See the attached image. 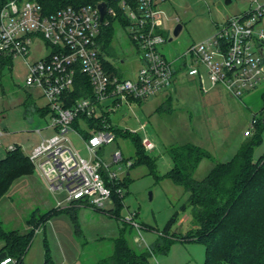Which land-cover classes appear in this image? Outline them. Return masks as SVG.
<instances>
[{
  "label": "rangeland",
  "instance_id": "1",
  "mask_svg": "<svg viewBox=\"0 0 264 264\" xmlns=\"http://www.w3.org/2000/svg\"><path fill=\"white\" fill-rule=\"evenodd\" d=\"M264 1V0H260ZM164 10L163 34L169 40L175 27L183 25V30L173 41L164 45L161 51L169 59L184 54L193 44L207 40L215 35L216 26L225 20L250 10L251 0H166L161 4ZM113 38L105 49V55L111 64L121 71L122 76L134 77L142 66L139 51L129 35V28L119 20L112 23ZM264 30V19L261 23ZM264 46V41H263ZM39 43L33 58L43 50ZM27 66L22 58H16L12 66H0V130L5 134L0 138V152L10 147L21 146L29 156L41 145L43 137H51L55 130L49 128L52 117L48 113L41 116L38 112H26L24 102L32 95L38 106H44L40 91L26 87ZM205 89L211 84L205 81ZM176 93L169 106L161 111L159 106L164 94L113 114L112 122L121 128L135 129L140 122H147L148 134L154 140L156 149L150 156L156 158L158 175H165L173 167V161L167 151L172 144L194 143L208 150L219 162H227L237 153L245 141L244 133L253 119L264 121V82L242 97L233 98L225 90L210 94L194 87L181 78L175 83ZM220 95V99H216ZM169 96V95H168ZM167 96V97H168ZM126 114L123 119L122 114ZM80 120V119H79ZM79 123V121H78ZM76 128V123L73 125ZM48 127V128H47ZM81 125L76 129L80 130ZM43 129V134L38 130ZM255 130V129H254ZM256 131L253 132V135ZM141 136L143 132L139 133ZM75 146L84 157H88L85 144L74 134H70ZM121 150L125 159L134 156L135 150L131 138L118 137L113 143L104 146L99 155L124 178L128 173V186L123 191L125 205L121 211V220L110 217L109 211L115 205L107 202L103 210L84 208L78 212L79 231L74 219L66 213L54 217L45 227L36 232L31 247L25 256L24 264H44L45 244H49L55 264H102L114 252V240L122 233L133 247L144 251L152 246L167 226L171 218L179 213L172 234L184 237L195 228L192 208L186 211L182 207L188 200V193L169 179L157 180L146 165L131 168L126 161L113 165V154ZM264 155V131L262 143L255 148V159ZM129 162V161H128ZM131 162V161H130ZM133 163V162H131ZM128 166V167H127ZM214 164L204 160L195 173L198 180L204 179ZM123 167V170H119ZM61 193L52 194L43 185L39 177H21L14 182L7 198L0 202V221L7 230H30L28 220L32 214L37 218L53 208L56 199H63ZM48 201V203H45ZM55 208H57L55 206ZM67 209L83 208L80 204L65 206ZM108 212V213H107ZM130 213L136 214V221L145 227L140 231L126 222ZM141 239V244L136 238ZM143 238V239H142ZM205 247L186 241L174 242L164 253L156 251L153 264H203Z\"/></svg>",
  "mask_w": 264,
  "mask_h": 264
},
{
  "label": "built area",
  "instance_id": "2",
  "mask_svg": "<svg viewBox=\"0 0 264 264\" xmlns=\"http://www.w3.org/2000/svg\"><path fill=\"white\" fill-rule=\"evenodd\" d=\"M165 1L101 0L46 14L37 1L13 0L0 11V57L24 60L28 69L26 87L40 91L52 117L49 128L55 130L54 135L43 137L29 159L49 191L64 195L56 199L57 208L80 204L103 210L107 202L114 203L113 188L108 184L122 176L99 155L105 145L117 139L111 130L113 114L160 94L171 95L181 78L196 80L205 92L221 87L238 98L264 82V1L251 0L250 10L218 24L214 36L193 44L174 59L161 51L169 42L163 34L165 13L161 4ZM100 3L107 7L103 20ZM116 19L129 28L142 60L132 78L107 66L102 34ZM39 43L44 48L33 58ZM79 73L87 78L89 92L86 80H77ZM206 80L210 90L204 87ZM76 89L86 95L76 98ZM88 120L95 123L91 125ZM257 120H252L245 137L253 135ZM76 121L87 137L73 126ZM147 129L148 123L142 122L130 130L144 133L142 145L152 153L156 144ZM71 133L85 144L88 157L77 149ZM4 134L0 130V138ZM14 149L12 146L9 150ZM124 161L121 150L113 154V165ZM118 192L122 194L123 190ZM135 218L136 214L130 213L125 220L139 231L145 228ZM136 242L141 244V239L137 237ZM0 264L17 263L6 257Z\"/></svg>",
  "mask_w": 264,
  "mask_h": 264
},
{
  "label": "trees",
  "instance_id": "3",
  "mask_svg": "<svg viewBox=\"0 0 264 264\" xmlns=\"http://www.w3.org/2000/svg\"><path fill=\"white\" fill-rule=\"evenodd\" d=\"M13 0H0V11ZM23 1V0H18ZM39 2L46 14L54 13L62 8L72 6L79 8L84 5L97 4L101 0H31ZM113 38L112 24L103 30L102 40L104 49L111 45ZM13 59L0 57V66H12ZM107 66L114 73H118L114 64L107 62ZM77 80H86L82 73ZM89 92V84L86 87ZM76 98L86 93L76 89ZM172 97L168 98L159 108L169 106ZM26 112L35 111L45 116L49 111L45 108L34 107V103L27 98L24 102ZM94 124L95 121L88 120ZM79 127L76 121V128ZM84 136L88 133L80 127ZM111 130L116 138H131L134 146V156L125 159L132 161L131 168L146 165L157 180L169 179L175 185L181 186L189 197L183 211L192 208L195 228L184 237L179 238L172 234L177 224L179 213L175 214L165 227L162 235L155 243L144 251L133 247L122 233L114 240V252L102 261V264H153L152 258L156 251L166 253L176 241H186L201 244L205 247V260L203 264H264V155L255 159V148L262 143L264 121L257 120L254 135L246 137L233 158L227 162H219L203 147L194 143L172 144L167 151L173 161L174 167L165 175H158L156 158L145 151L142 145V136L133 133L128 128L112 125ZM14 150H7L5 158L0 160V201L9 193L16 180L35 173V166L26 156L21 146L15 145ZM205 159L214 164L209 174L202 180L195 178L201 162ZM128 173L118 182L109 183L113 188V202L115 208L109 214L121 220V211L125 205V191L128 186ZM66 213L76 224L77 231L78 210L53 208L42 214L40 218L34 213L29 224L31 229L27 232L7 230L0 221V260L12 257L17 264H24L36 232L45 227L54 217ZM108 213V212H107ZM149 227V226H144ZM153 229V227H149ZM45 263L55 264L49 244H45Z\"/></svg>",
  "mask_w": 264,
  "mask_h": 264
},
{
  "label": "crops",
  "instance_id": "4",
  "mask_svg": "<svg viewBox=\"0 0 264 264\" xmlns=\"http://www.w3.org/2000/svg\"><path fill=\"white\" fill-rule=\"evenodd\" d=\"M187 81L189 82V84H191L192 86H194V87H198L199 89H201V87L198 85V83H197V81L196 80H194V79H189V78H187ZM223 88H221V87H218V88H215V89H213L211 92H213V91H219V90H222ZM223 90H225V89H223ZM226 91V90H225ZM211 92H208L207 94H210ZM174 93H176V89H175V91H174ZM174 93H172L171 95H169L168 97L167 96H164L163 98H164V100H162V103H161V105L168 99V98H170V97H172L173 96V94ZM229 95H230V93H228ZM232 96V95H231ZM159 96H157V97H154V98H152V99H155V98H158ZM233 97V96H232ZM27 98H29L30 99V101H32V103H34V107L36 106V107H38V108H45L46 109V107H45V104H44V106H38L37 105V103H36V101L33 99V97H32V95H28L27 96ZM26 98V99H27ZM39 98H41V97H39ZM173 98V97H172ZM171 98V99H172ZM221 97H220V95H216V99L217 100H219ZM233 98H235V97H233ZM42 99V98H41ZM150 100V99H149ZM148 101V100H147ZM147 101H143V104H144V102H147ZM140 103H142V102H140ZM139 103V104H140ZM160 105V106H161ZM159 106V107H160ZM122 117H123V119H125L126 118V114H122ZM140 123H142V122H140ZM149 124V123H148ZM149 126V125H148ZM48 128V127H47ZM129 129V128H128ZM38 133L39 134H43V129L42 130H38ZM244 137H245V135H244ZM246 138V137H245ZM6 152L7 151H5V152H3V151H1L0 152V160L1 159H3V158H5V156H6ZM25 154V153H24ZM26 155V154H25ZM27 156V155H26ZM30 156V155H29ZM28 156V157H29ZM206 160V159H205ZM204 161V160H203ZM202 161V162H203ZM202 162H201V164H202ZM200 164V165H201ZM34 174H36L38 177H39V179L41 180V182L43 183V185L48 189V186H47V184H46V182L42 179V177L39 175V173L37 172V170H36V168H35V173ZM33 174V175H34ZM33 175H30V176H26V177H31V176H33ZM49 190V189H48ZM50 192V191H49ZM7 196H8V194L0 201V202H2L5 198H7ZM56 202V201H55ZM45 203H48V201H46ZM109 203H111V202H109ZM111 205H114V203H111ZM55 206H56V204L53 206V208H55ZM52 208V209H53ZM84 208H89V207H84L83 206V208H79V209H77L78 210V212L80 211V210H82V209H84ZM90 209V208H89ZM33 215V214H32ZM110 217H112L110 214H108ZM30 220V219H29ZM29 220H28V224H29ZM50 222V221H49ZM48 222V223H49ZM47 223V224H48ZM29 226H30V224H29ZM30 229H31V226H30ZM29 231V230H28Z\"/></svg>",
  "mask_w": 264,
  "mask_h": 264
},
{
  "label": "water",
  "instance_id": "5",
  "mask_svg": "<svg viewBox=\"0 0 264 264\" xmlns=\"http://www.w3.org/2000/svg\"><path fill=\"white\" fill-rule=\"evenodd\" d=\"M230 1L231 0H229V2ZM99 8H100V11H101V20H103L104 17H105V14H106V10H107L106 4L105 3H100L99 4ZM182 30H183V25L182 24H178L175 27L174 32H173V36L169 39V42L173 41V39L175 37H178L181 34ZM261 54L264 57V48L261 49Z\"/></svg>",
  "mask_w": 264,
  "mask_h": 264
}]
</instances>
